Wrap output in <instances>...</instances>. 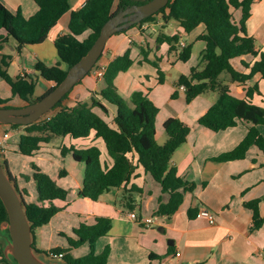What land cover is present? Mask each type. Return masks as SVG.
Masks as SVG:
<instances>
[{
	"label": "trees",
	"instance_id": "1",
	"mask_svg": "<svg viewBox=\"0 0 264 264\" xmlns=\"http://www.w3.org/2000/svg\"><path fill=\"white\" fill-rule=\"evenodd\" d=\"M33 1L38 5V10L28 18L23 17L19 10L11 12L0 1V31H2L0 46L12 39L16 43V51L20 52L25 45L41 43L60 16L69 9V0ZM143 1L147 0H117L114 5L115 0H87L80 9L71 12L68 32L54 39L57 55L55 64L48 66L37 61L31 75L12 79L7 73L11 56L0 53V80L10 86L12 95L18 96L26 104L40 99L53 89L63 79L68 68L86 53L107 19L118 10ZM256 1L169 0L158 12L129 27L141 26L158 14H162L164 21L174 20L185 33L192 31L198 25H203V31L195 38V41L205 44L200 52V62L198 66L190 68L188 75L178 76L176 86L184 87L186 102L205 92L216 95L211 106L198 118L199 125L214 132L234 127L239 122L248 125L245 136L231 151L215 157V160L221 162L242 159L250 146H256L264 153V136L258 130L259 125H264V106L251 101L252 93L257 91V87L254 85L247 89L244 99L235 98L229 90V83H244L257 73L264 81V52L256 47L254 38L248 35L245 29V22ZM236 10L240 11L239 20L234 17ZM179 38V32L172 35L160 33L155 40L157 46L162 43L168 45V54L174 53L177 59L186 61L190 56L192 43L181 47L178 51ZM140 54L142 59L138 62H147L154 66L157 82L163 83L164 74L156 63L159 58L148 60L146 48H141ZM243 56H249L251 59L250 63L240 60L242 66L247 69L246 72L235 69L232 64V60ZM98 60L93 68L98 65ZM132 64L130 48H127L107 63L102 76V86L92 91L88 100L77 101L71 107L62 106V101L68 96L69 91L33 123L6 125L11 130L22 129L14 149L24 156L35 154L53 137L86 139L93 134L103 142L108 156L112 159L111 166L101 162L100 150L95 145L81 149L73 145L61 146L62 154L69 151L74 161L84 163L82 185L77 195L95 201L110 188L128 183L136 168L140 166L145 174L160 185L161 192L168 195L166 201L158 200L155 210V215L168 220L182 203L184 194L193 190V183L179 177L176 166L172 163V154L186 141L190 127L177 117H169L162 124L166 140L162 144L156 141L155 117L158 108L148 98L147 93L135 90L126 103L114 84L118 73L127 71ZM36 70H40V74H36ZM222 73H227L229 79L221 80ZM39 77L52 85L42 95L35 96L36 79ZM177 96L176 90L171 98ZM7 101L8 99L0 98V105ZM109 106L114 108L112 115ZM4 107L8 106L4 105ZM1 163L21 198L31 232L34 228L46 224L60 210L53 201L64 200L67 191L58 186L37 165L31 164L37 202H27L24 199L27 194L26 189L17 187L15 178L8 169L7 161L3 159ZM262 166L264 168V165ZM64 174V169H61L59 175ZM262 181L264 183V177ZM132 192H138L133 185L128 190L124 189L126 194L123 200L130 209L133 203ZM259 200L244 202V205L252 211V229H258L263 221L257 208ZM6 219L7 213L0 200V223ZM110 227V218L95 216L92 224L81 223L73 230L75 238L67 237L66 248L55 247L44 254L48 257H51L52 253L62 254L61 259L66 264H106L109 246H105L96 254L95 242L105 236ZM84 243L89 245L87 254L74 257L69 253ZM34 252L40 253L36 249ZM0 264H12L4 259L1 247Z\"/></svg>",
	"mask_w": 264,
	"mask_h": 264
},
{
	"label": "crops",
	"instance_id": "2",
	"mask_svg": "<svg viewBox=\"0 0 264 264\" xmlns=\"http://www.w3.org/2000/svg\"><path fill=\"white\" fill-rule=\"evenodd\" d=\"M0 1L11 12L19 10L25 18L35 14L38 10V5L33 0ZM86 1L69 0V9L60 16L41 43L25 45L20 52L16 51L14 40L9 39L2 43L0 53L11 56L10 64L7 67L8 75L12 79H16L21 74H25V77L31 75L37 61L48 66L52 63L55 64L57 55L54 39L68 32L71 12L80 9ZM116 2L117 0H115L114 5ZM144 25L146 28L135 26L125 29L122 33L111 35L106 41L98 64L107 65L112 58L130 48L133 64L127 71L118 73L114 84L117 90L127 97L135 90L147 93L148 98L159 111V93L151 91L159 84L156 68L147 62H138L142 59L140 49H148L146 58L153 61L156 60L157 56L151 57L150 52L154 50L151 48L150 41L154 40L156 44L155 38L158 34L172 35L179 32L178 51L181 49L180 42H183L184 46L190 42L181 36L182 33L185 34L184 36L187 33L183 32L180 27L173 28L170 22L164 21L162 17L154 23L145 22ZM168 28L171 31L167 34L165 29ZM194 29H197L193 35L195 41L204 27L198 25ZM245 29L247 34L254 38L256 47L264 52V0H257L252 5L250 16L245 22ZM155 48L158 49V46ZM241 59L246 63L251 61L249 56H243L232 60V64L235 69L246 72L247 69L240 62ZM176 60L178 59L176 58ZM144 64L151 65L154 70L142 69L141 66ZM135 67L139 68L137 74ZM178 71H181L182 75H187V72L182 68ZM162 72L165 81V72L164 70ZM92 76L93 81L90 78L80 83L81 79L77 84H82V86L71 93L69 92L67 99L62 101V106L71 107L77 101L88 100L91 92L102 86V84L100 86L97 84L100 79L95 78L93 72ZM178 76L180 75L174 77L170 89L166 88L162 91L165 100L167 96L172 99L171 95L176 90L178 94L182 92L184 95L183 89L176 86ZM143 77H146L147 80ZM41 80L43 87L37 93L38 90L35 86V96L42 95L52 85L41 77L36 79V85L38 82H42ZM254 85L257 87V91L252 93L251 101L254 104L264 106V81L261 80L258 73L244 83H229L230 94L235 98L244 99L247 89ZM0 98L8 99L5 104H1L2 106L21 107L26 104L18 96L12 95L10 86L3 80H0ZM186 103L183 109L178 110V103L165 102L169 110H167L165 117L158 120L159 126L155 125L157 126L155 127V139L160 138L162 142L166 140L162 124L169 117H177L190 127L186 141L172 154V163L176 166L179 177L193 183V190L184 194L182 203L168 220L159 216L156 223L145 227L137 221L125 217V213L128 211H134L140 220L153 216L158 200L166 201L168 198L166 193L161 192L160 185L144 173L142 167L136 168L128 183L110 188L97 200L92 201L77 195L82 185V178H80L79 173L74 174L72 181L67 186L68 188H64L62 180L65 178H62L63 175H59V171L64 168L48 158L47 163L38 167L58 186L66 189L67 196L59 203L54 200L53 204L60 210L46 224L32 230L33 248L43 255H45L44 252L55 247L66 248L68 246L67 237L75 238L73 233L75 228L81 223L92 224L95 216H103L111 219V227L105 236L96 240L95 249L96 253H99L105 246H109L106 264H264V183L262 181L264 177L262 166L264 165V153L256 146H250L242 159L224 162L215 160V157L231 151L241 141L247 132L248 125L239 122L234 127L217 132L211 131L199 125L197 120L207 111L212 102L198 95ZM108 108L110 115H112L114 108L112 106ZM157 115L158 112L155 117V124ZM8 129L6 124H0V137L2 133L8 131L10 137L7 141H9L12 133H18V137L13 142L15 144L22 130L9 129V131ZM258 130L264 136V125H259ZM7 141L4 144L3 154L7 152ZM60 145L67 147L73 145L78 149L95 145L100 150L101 162L107 166L112 164V159L108 156L103 142L95 138L93 134L86 139H71L65 136L60 140ZM45 146L46 144H43L40 150L33 155L42 153ZM4 159L7 161L8 169L13 176L9 158L4 157ZM65 174L68 175L66 172ZM13 177L15 178V176ZM15 182L19 189H26L25 201L37 202V197L31 198L20 177L19 180L16 177ZM32 182L35 189L34 181L32 180ZM131 185L138 192H132L133 203L130 209L123 197L126 194L124 189H130ZM35 196H37L36 193ZM27 197H30V200L26 199ZM255 199H260L257 208L263 220L258 229L251 228L252 211L244 205V202ZM201 208L209 210L214 215L213 223L210 224L206 218L197 214ZM159 226L163 228L162 232L157 230ZM97 242H99L98 245H96ZM88 251L89 245L84 243L69 253L74 257H79L87 254Z\"/></svg>",
	"mask_w": 264,
	"mask_h": 264
},
{
	"label": "water",
	"instance_id": "3",
	"mask_svg": "<svg viewBox=\"0 0 264 264\" xmlns=\"http://www.w3.org/2000/svg\"><path fill=\"white\" fill-rule=\"evenodd\" d=\"M168 1L147 0L118 10L103 23L98 36L86 53L68 68L63 79L47 94L21 107L0 105V124H30L41 118L87 75L100 57L111 35L128 29L131 25L138 24L144 18L155 14ZM35 72L40 74V70ZM0 200L7 213V219L0 223L1 252L4 259L12 264H55L52 260H43L34 252L32 232L24 214L21 198L4 172L1 162ZM157 230L162 232L163 228L159 226Z\"/></svg>",
	"mask_w": 264,
	"mask_h": 264
},
{
	"label": "rangeland",
	"instance_id": "4",
	"mask_svg": "<svg viewBox=\"0 0 264 264\" xmlns=\"http://www.w3.org/2000/svg\"><path fill=\"white\" fill-rule=\"evenodd\" d=\"M161 15L162 14L154 16V18L149 20L148 22L149 23L150 22L151 23L156 22L157 20H159L161 18ZM234 17L236 20L240 19V11L239 10H236L234 12ZM169 22L173 28H176V29L178 28V25L174 20L171 19V20H169ZM196 30L197 29L192 30L191 32L187 33L186 36H184L185 35L184 33H182V35H181L184 40L192 43L190 57H189L188 61H186V62H181L179 59L176 60L174 53L168 54V45L166 43L159 44L158 49H156L155 47L157 45L155 44L154 40L150 41L151 48H153V50H154L153 52H150L151 57L153 58L156 55L159 58L158 61L156 60V63L158 65V67L161 68L162 70H164V72H165V81L162 84L156 85L157 87L154 90H151L154 92L157 91V93H159L158 102H160V103H158V104H160V106H159V111H158V115H157V122L155 124L157 126H159L158 120H160L162 117H165L167 110H169L168 107L165 105V102L170 101V103H172V104L178 103V110L183 109L187 104L185 97H184L182 92H179L178 97L173 99V100L170 99V97H168V96H167V99L165 100L164 96L162 95V91H164V89H166V88L170 89V87L172 86V81L174 80V77L176 75H178V74L182 75V72L178 71V70H181V68H182L187 72V75H188L190 68L198 66V64L200 62V52L204 49L205 44H204V42L193 40V35L195 34ZM170 31L171 30L169 28L165 29V33H167V34ZM246 60H248V59H246ZM236 61H233V63H236ZM52 65H53V63H52ZM62 66L65 67L64 64H62ZM96 67H94V68L92 67V69L88 72V74L84 78H82L80 83H83L84 81H87V79H90V78L93 81L94 79L92 76V72ZM141 67H142V69H146V70L147 69H151V70L153 69V67L149 64H144ZM135 68L137 69V72H135L137 74L139 71V68L138 67H135ZM143 78L145 80H147L146 77H143ZM220 79L221 80H228L229 77H228L227 73H222L220 75ZM42 84H43V81L37 83V85H36V90H38L37 93L40 92L41 87H43ZM97 84L99 86L101 84H103L102 78L98 81ZM80 86H82V84L75 85L72 88V90L70 91V93L73 92L74 90L78 89V87H80ZM118 93L123 98V100L126 103H128L129 97H127L126 95H124L123 93H121L119 91H118ZM200 97H204L205 99L213 102V100H215L216 95L211 93V92H205V93L201 94ZM64 99H67V98H64ZM162 103H163V105L161 106ZM157 126H155V127H157ZM16 130H22V129L18 128ZM17 137H18V133H12V137L6 143L7 144V152L5 154L0 152V162H3L4 157L9 158L10 166H11L10 168L12 170L13 176H15V178L17 177L18 180L20 177V180L23 183H25V187L29 191V195L31 196L32 199L36 198L37 196H35L36 192H35V189L33 188L34 186H32L33 185V182H32L33 179L31 176V173H32L31 164H35L37 166H39V165L41 166V164L44 165L45 163H47L49 161L48 158L50 160H54L55 162H57L55 164L64 168L65 172L68 173V175L65 174L62 176V178L63 177L65 178L64 180H62V182H64V188H68L67 186H69V182L72 181L74 174L76 175L77 173H79L80 178H83L82 174H83V170H84V163L73 161L72 156H71V152H69V151L64 152L62 154L61 145H60V140L62 138L53 137L51 139V141L48 144H46L45 148L42 149V153H39V154L33 155V156H24V155H21L18 152H16V150L13 148V145H14L13 142H15ZM156 141L159 144L163 143L162 139H160V138H158V140H156ZM50 166H52V165L50 164ZM29 198L30 197H27L26 199L30 200ZM55 201L57 203L60 202V200H55ZM98 244H99V242H97L96 245H98ZM96 252L97 251L95 249V253ZM96 254H98V253H96ZM37 255L45 261L52 260L53 262H55V264H65L63 262V260L59 259V258L53 259L51 257H46L43 254H37Z\"/></svg>",
	"mask_w": 264,
	"mask_h": 264
},
{
	"label": "built area",
	"instance_id": "5",
	"mask_svg": "<svg viewBox=\"0 0 264 264\" xmlns=\"http://www.w3.org/2000/svg\"><path fill=\"white\" fill-rule=\"evenodd\" d=\"M142 28H146V25H144V23L141 25ZM181 47L184 46V43L183 42H180L179 43ZM105 67L106 65H101L99 64L94 70H93V74H94V77L97 78V79H101L102 76H103V73H104V70H105ZM22 77H25V74H21ZM181 89H184L183 86H180ZM10 137V133L8 131H5L4 133H2L1 137H0V152L3 151L4 149V144L5 142L7 141V139ZM199 216H202L204 218L207 219V221L211 224L214 222V215L207 209L205 208H201L199 209L198 213H197ZM125 217L130 219V220H134V221H137L138 223H140L141 225L145 226V227H149L151 225H153L154 223H156L159 219V216L157 215H153V216H150V217H146V218H143V219H138L136 213L134 211H128L125 213ZM51 258H59L61 259L62 258V254H59V253H52L51 255Z\"/></svg>",
	"mask_w": 264,
	"mask_h": 264
}]
</instances>
